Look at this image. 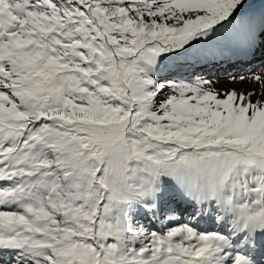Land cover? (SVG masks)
<instances>
[{
	"label": "snow or ice",
	"instance_id": "obj_1",
	"mask_svg": "<svg viewBox=\"0 0 264 264\" xmlns=\"http://www.w3.org/2000/svg\"><path fill=\"white\" fill-rule=\"evenodd\" d=\"M258 59L264 0H0V264H264Z\"/></svg>",
	"mask_w": 264,
	"mask_h": 264
},
{
	"label": "rangeland",
	"instance_id": "obj_2",
	"mask_svg": "<svg viewBox=\"0 0 264 264\" xmlns=\"http://www.w3.org/2000/svg\"><path fill=\"white\" fill-rule=\"evenodd\" d=\"M258 60L247 62L248 66L242 65L240 67H234L231 64L226 65L225 62L217 64L215 67L209 65L204 70V76L215 84L217 90L224 92L235 90L238 95L254 93L251 97L253 100L264 99V82H256L253 79L254 75L259 74L255 69L262 66L263 63L260 60L258 62ZM250 71H254V73L244 76L245 79L243 80L240 79V77H243L240 76L242 73L247 74ZM233 77L235 79H232Z\"/></svg>",
	"mask_w": 264,
	"mask_h": 264
},
{
	"label": "bare ground",
	"instance_id": "obj_3",
	"mask_svg": "<svg viewBox=\"0 0 264 264\" xmlns=\"http://www.w3.org/2000/svg\"><path fill=\"white\" fill-rule=\"evenodd\" d=\"M261 61V60H260ZM256 62V61H255ZM258 62H259V60H258ZM261 62H263L261 65L262 66H259V68H256L255 70L256 71H258V75H260L262 78H264V61H261ZM228 66H230V65H228ZM251 69V68H250ZM252 73H254V71H250V72H248L247 74H244V73H242L241 75H240V73H239V75L240 76H248V74H252Z\"/></svg>",
	"mask_w": 264,
	"mask_h": 264
}]
</instances>
